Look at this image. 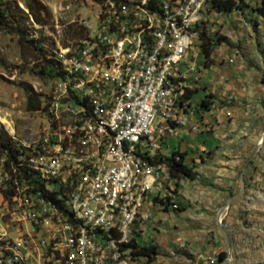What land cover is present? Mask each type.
<instances>
[{
  "label": "built area",
  "instance_id": "1",
  "mask_svg": "<svg viewBox=\"0 0 264 264\" xmlns=\"http://www.w3.org/2000/svg\"><path fill=\"white\" fill-rule=\"evenodd\" d=\"M211 1L95 2L94 28L84 19L82 36L49 50L39 42L57 68L35 137L11 135L18 160L6 169L0 159L1 217L20 232L0 233V264L137 263L129 245L151 217L147 198L177 208L166 166L141 153L158 147V120L169 134L187 122L178 109L195 68L181 66ZM22 171L54 197L19 181Z\"/></svg>",
  "mask_w": 264,
  "mask_h": 264
},
{
  "label": "crops",
  "instance_id": "2",
  "mask_svg": "<svg viewBox=\"0 0 264 264\" xmlns=\"http://www.w3.org/2000/svg\"><path fill=\"white\" fill-rule=\"evenodd\" d=\"M253 27L239 23L228 43L203 62L212 83L191 63L195 70L188 73L178 109L185 125H173L169 134V123L158 120V147L151 153L170 156L178 151L196 178L170 179L171 202L178 208L162 204L160 197L147 198L143 210L151 217L136 224L134 239L139 246H154L158 254L150 262L136 257V264H223L225 258L228 264H264V144L248 166L242 194L226 207L240 190L243 166L264 130V23H257L260 52L253 44ZM244 28L247 33L240 31ZM206 95L212 97L211 106L201 110L197 106ZM164 146L171 152L162 153Z\"/></svg>",
  "mask_w": 264,
  "mask_h": 264
},
{
  "label": "rangeland",
  "instance_id": "3",
  "mask_svg": "<svg viewBox=\"0 0 264 264\" xmlns=\"http://www.w3.org/2000/svg\"><path fill=\"white\" fill-rule=\"evenodd\" d=\"M10 1H14L19 9L25 13H29L26 8L27 5L31 6L33 12L28 15L29 17L24 22V17L18 10L16 11V17L20 20V23H23L28 38L44 42L46 50L52 48L53 42L63 45L69 40L82 36L85 31L80 28L79 23L84 19L90 27L94 28L96 6L93 0ZM243 11V13L235 11L217 13L211 11L209 14L207 13L208 15H205L208 21V23H205V30L208 34H218L229 40V36L236 34L239 23H250L255 26V28L253 27L255 31L251 29L256 38L253 44L260 52L263 48L261 47V41L258 40L259 29L257 23H264V17L254 15L250 7L244 8ZM35 18L38 19V22ZM250 19H254L256 23L248 21ZM34 20L40 25L35 24ZM240 31L246 32L245 28ZM254 46L252 47L254 48ZM196 53L198 55L195 58ZM204 61L205 58L198 47H194L188 52L185 59L186 64L183 63V68L190 67L191 63L197 65L206 74L205 82L212 83V81H209L210 72L202 69L201 65ZM38 64H40V58L37 53L30 48L21 47L15 34L0 30V131L8 137L14 135L18 140H28L35 137L38 131L41 108L46 102V95L49 93L51 84V79L41 77L35 72L34 66ZM21 84L30 85L36 93L40 94L41 106L39 110H27L26 93L20 86ZM202 94L201 96H203ZM166 142L170 144L171 140L167 139ZM161 152L170 153L171 148L166 149L164 146ZM4 179V175L0 174V188ZM1 204L2 198H0V206ZM11 222L8 217H1L0 213V233H6L13 238H17L20 233L18 226L13 227ZM28 226L31 228L30 224ZM145 240H149L148 235Z\"/></svg>",
  "mask_w": 264,
  "mask_h": 264
},
{
  "label": "trees",
  "instance_id": "4",
  "mask_svg": "<svg viewBox=\"0 0 264 264\" xmlns=\"http://www.w3.org/2000/svg\"><path fill=\"white\" fill-rule=\"evenodd\" d=\"M94 2H102L105 0H93ZM113 1H123V0H113ZM250 7L253 10L254 15H260L264 17V0H212L207 9L209 14L212 10L217 13H228V12H241L243 9ZM27 10L29 13H25L23 10L19 9L17 4L14 1L10 0H0V30H4L7 33H13L18 37V42L21 47H27L32 49L35 53L38 54L40 58V64L34 66L35 72L41 76L51 79L56 73V62L47 58L43 53L42 48L40 47L39 40H33L28 38L27 31L23 28V23H20V20L16 17V11L18 10L20 14L23 15V22L29 17L28 15L33 12L31 6L27 5ZM43 8V7H41ZM34 15V14H33ZM38 22V19L35 18ZM34 20V21H35ZM40 25V23H36ZM250 22H255L254 19L248 20ZM42 24V23H41ZM82 29V28H81ZM198 32V49L205 58V62H208L211 52L219 45L223 43H228V39L224 36L218 34H208L205 30V23L200 28ZM83 30V29H82ZM79 34V33H78ZM261 83L264 86V73L261 79ZM26 93L27 104L26 108L29 111H36L40 109L41 99L40 94L36 93L30 85L21 84L20 85ZM186 95H184L185 98ZM211 96H204L198 103V108L201 110H208L211 106ZM18 152L15 149L14 142L10 137H8L4 132L0 131V159H3L4 167L10 165L11 161L16 162L18 160ZM141 156L147 159L149 163L153 165L164 164L167 168V171L171 178H186L189 180H194L196 178V173L193 171L192 167L187 166L183 163V155L178 151L173 152L170 156H162L158 153H151V150L144 151L141 153ZM252 164V161L249 163V166ZM23 174L16 173V178H19V181L23 180L32 186V191H41L43 195H47L49 198L54 197L51 193L44 192V185L38 180V177L34 176L27 171H22ZM22 175V179L20 176ZM3 196L6 197L9 194L8 190L3 191ZM162 204L170 205L169 201H162ZM178 208V206H177ZM131 256L132 257H143L147 262L153 260V258L158 254L154 246H139L135 242L133 237L131 244ZM225 253L222 252L219 254V258L223 259Z\"/></svg>",
  "mask_w": 264,
  "mask_h": 264
},
{
  "label": "water",
  "instance_id": "5",
  "mask_svg": "<svg viewBox=\"0 0 264 264\" xmlns=\"http://www.w3.org/2000/svg\"><path fill=\"white\" fill-rule=\"evenodd\" d=\"M263 144H264V130H263V133H262L260 141L257 143V145H255V147L253 148L252 152L250 153V155L248 156V158L245 161V164L243 166L242 173H241V187H240V190L235 195H233L231 197L230 201L226 204V207H228L230 205L231 201H233L235 198L239 197L242 194V192L244 190V187H245L244 177H245V174L247 172L249 163L253 160V158L255 157V155L257 154L259 149L263 146ZM219 222H220V220H219ZM224 238H225V243H226V253L228 254V252H229V240H228L226 235H224ZM223 264H228L227 258H225L223 260Z\"/></svg>",
  "mask_w": 264,
  "mask_h": 264
}]
</instances>
